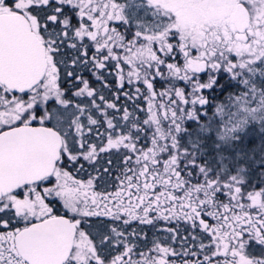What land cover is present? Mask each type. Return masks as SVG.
Masks as SVG:
<instances>
[{
	"label": "snow or ice",
	"instance_id": "obj_1",
	"mask_svg": "<svg viewBox=\"0 0 264 264\" xmlns=\"http://www.w3.org/2000/svg\"><path fill=\"white\" fill-rule=\"evenodd\" d=\"M0 264H264V0H0Z\"/></svg>",
	"mask_w": 264,
	"mask_h": 264
},
{
	"label": "trees",
	"instance_id": "obj_2",
	"mask_svg": "<svg viewBox=\"0 0 264 264\" xmlns=\"http://www.w3.org/2000/svg\"><path fill=\"white\" fill-rule=\"evenodd\" d=\"M146 229H148L147 231H149V235L151 236V229H150V227L149 228H146Z\"/></svg>",
	"mask_w": 264,
	"mask_h": 264
},
{
	"label": "rangeland",
	"instance_id": "obj_3",
	"mask_svg": "<svg viewBox=\"0 0 264 264\" xmlns=\"http://www.w3.org/2000/svg\"><path fill=\"white\" fill-rule=\"evenodd\" d=\"M146 228H149V227H146ZM145 230H148V229H145Z\"/></svg>",
	"mask_w": 264,
	"mask_h": 264
}]
</instances>
